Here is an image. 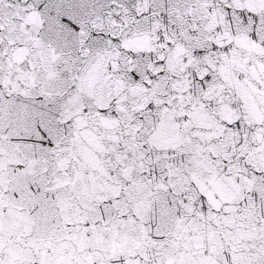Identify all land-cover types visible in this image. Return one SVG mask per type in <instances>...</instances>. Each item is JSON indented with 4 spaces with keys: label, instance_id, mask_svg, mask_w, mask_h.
Here are the masks:
<instances>
[{
    "label": "snow or ice",
    "instance_id": "obj_1",
    "mask_svg": "<svg viewBox=\"0 0 264 264\" xmlns=\"http://www.w3.org/2000/svg\"><path fill=\"white\" fill-rule=\"evenodd\" d=\"M0 264H264V0H0Z\"/></svg>",
    "mask_w": 264,
    "mask_h": 264
}]
</instances>
